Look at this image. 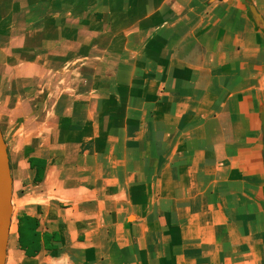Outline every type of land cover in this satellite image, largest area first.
Wrapping results in <instances>:
<instances>
[{
  "label": "crops",
  "instance_id": "crops-1",
  "mask_svg": "<svg viewBox=\"0 0 264 264\" xmlns=\"http://www.w3.org/2000/svg\"><path fill=\"white\" fill-rule=\"evenodd\" d=\"M255 15L264 0H0L6 264H264Z\"/></svg>",
  "mask_w": 264,
  "mask_h": 264
},
{
  "label": "water",
  "instance_id": "water-1",
  "mask_svg": "<svg viewBox=\"0 0 264 264\" xmlns=\"http://www.w3.org/2000/svg\"><path fill=\"white\" fill-rule=\"evenodd\" d=\"M264 30V21L255 15ZM13 179L8 146L0 127V264H6L8 242L13 216Z\"/></svg>",
  "mask_w": 264,
  "mask_h": 264
},
{
  "label": "rangeland",
  "instance_id": "rangeland-1",
  "mask_svg": "<svg viewBox=\"0 0 264 264\" xmlns=\"http://www.w3.org/2000/svg\"><path fill=\"white\" fill-rule=\"evenodd\" d=\"M6 135H9L8 132H6ZM9 137V136H8ZM10 140V139H9ZM8 146V145H7Z\"/></svg>",
  "mask_w": 264,
  "mask_h": 264
}]
</instances>
